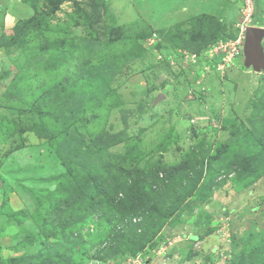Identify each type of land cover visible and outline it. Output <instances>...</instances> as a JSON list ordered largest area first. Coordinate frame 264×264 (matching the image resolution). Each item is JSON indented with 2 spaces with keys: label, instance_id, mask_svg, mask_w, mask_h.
<instances>
[{
  "label": "rangeland",
  "instance_id": "1",
  "mask_svg": "<svg viewBox=\"0 0 264 264\" xmlns=\"http://www.w3.org/2000/svg\"><path fill=\"white\" fill-rule=\"evenodd\" d=\"M243 2L0 0V264H264V34L216 66ZM68 174L120 207L64 219Z\"/></svg>",
  "mask_w": 264,
  "mask_h": 264
},
{
  "label": "trees",
  "instance_id": "2",
  "mask_svg": "<svg viewBox=\"0 0 264 264\" xmlns=\"http://www.w3.org/2000/svg\"><path fill=\"white\" fill-rule=\"evenodd\" d=\"M254 10V8H253ZM255 20V12L253 11V15H252V21ZM213 22V21H212ZM215 22V21H214ZM219 30H223V25L222 22H219ZM213 27L215 25H212ZM210 27V30L211 31L213 29V27ZM210 33V32H209ZM215 38H217V31H214V33L212 34ZM214 38V39H215ZM200 39H203V41L205 40L204 38V35H201L199 37H197V41H200ZM194 40V38H193ZM192 41V40H191ZM190 45V43H189ZM197 46V45H196ZM191 47L193 49V44L191 43ZM199 47L197 49V52H201L203 49H205V45H199L197 46ZM263 137V136H262ZM257 154V153H256ZM258 156V154H257ZM260 157L258 156V159ZM248 159H243V162L247 165L250 164L249 162H247ZM154 163V162H152ZM258 164V163H257ZM255 164V165H257ZM245 167V165H244ZM140 168V167H139ZM150 169V171H148L150 173L151 176H154V177H157L158 174H159V169H160V166L157 165V164H149V167H147ZM246 169L248 168L250 170V167L247 166L245 167ZM255 170L254 168H252V171ZM75 176H73L72 174H68L66 175V179L70 181V185L68 188L66 187H59L58 189L56 188V190L54 191V194L56 192H58L56 194V199L52 202V206L53 208H56L58 209L59 206H67V203L68 201H72L73 204L76 202H80V197L83 198V200H87V208L89 209H93L97 204H102V203H111V202H114L115 203V206H118L120 207L121 203L116 201V199L112 198L111 195L109 194V187H108V184L107 183H103V181L100 179V178H93V179H89V180H92L91 182L88 181L87 183L85 182V180L81 177V176H78L77 174H74ZM83 175V174H82ZM167 182L171 180V178L167 177ZM133 179H130V182H132ZM139 185L141 184L140 182V178H137L135 179V182H133V186L134 187V190H138V193H141L142 195H144L145 193L143 191H141V187H136V184ZM160 183L164 184L163 181H161ZM165 185H169V183H166ZM164 189L166 190V187H164ZM60 192H59V191ZM153 192V193H152ZM77 193V194H75ZM152 195H153V198L155 197V194L159 195V191L157 190H151ZM159 197V196H158ZM74 199L75 202L73 201ZM73 206V205H72ZM70 211L72 210L71 207L67 206L64 210H63V214L65 216L64 219L68 218L67 215H68V212L67 211ZM66 211V212H65ZM61 223V222H59ZM65 223V221H64ZM116 236V235H115ZM247 261L246 258H243L241 260V262H238L239 264H245ZM251 261H253V259H251ZM236 263V264H238ZM233 264V263H231ZM251 264H258V263H251Z\"/></svg>",
  "mask_w": 264,
  "mask_h": 264
},
{
  "label": "built area",
  "instance_id": "3",
  "mask_svg": "<svg viewBox=\"0 0 264 264\" xmlns=\"http://www.w3.org/2000/svg\"><path fill=\"white\" fill-rule=\"evenodd\" d=\"M243 9H241L242 12V18L244 20V23L240 26L239 36L235 38L234 40H226V41H218L215 46H217L216 51H223L224 55H221V62H218L217 69L222 70L224 65L228 63L234 55L239 53V47L241 44H243L244 40V34L247 27L251 26L248 25L252 22V15H253V0H244L243 2ZM211 53V51H209ZM218 54V52H217ZM211 56L213 54H210ZM126 264H146L144 260H142L141 254H136L134 256H129L127 258ZM145 259V258H144ZM118 264H122L119 262Z\"/></svg>",
  "mask_w": 264,
  "mask_h": 264
},
{
  "label": "water",
  "instance_id": "4",
  "mask_svg": "<svg viewBox=\"0 0 264 264\" xmlns=\"http://www.w3.org/2000/svg\"><path fill=\"white\" fill-rule=\"evenodd\" d=\"M263 34L264 30L262 28L253 26L246 28L242 47L247 62H252L255 65H258V63L263 60V54L260 48V41ZM161 96L163 95H158V97Z\"/></svg>",
  "mask_w": 264,
  "mask_h": 264
},
{
  "label": "clouds",
  "instance_id": "5",
  "mask_svg": "<svg viewBox=\"0 0 264 264\" xmlns=\"http://www.w3.org/2000/svg\"><path fill=\"white\" fill-rule=\"evenodd\" d=\"M243 45V44H242Z\"/></svg>",
  "mask_w": 264,
  "mask_h": 264
}]
</instances>
